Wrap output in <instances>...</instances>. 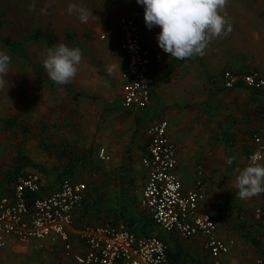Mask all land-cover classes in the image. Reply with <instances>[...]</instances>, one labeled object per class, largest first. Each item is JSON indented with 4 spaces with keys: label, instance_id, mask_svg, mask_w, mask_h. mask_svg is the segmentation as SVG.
<instances>
[{
    "label": "crops",
    "instance_id": "obj_1",
    "mask_svg": "<svg viewBox=\"0 0 264 264\" xmlns=\"http://www.w3.org/2000/svg\"><path fill=\"white\" fill-rule=\"evenodd\" d=\"M79 3H82L81 0ZM85 3L100 19V22L90 26V30L76 15L77 33H43L46 53L49 47L58 43L79 48L82 53L77 74L68 83L57 84L47 77V105H43L47 108L45 115L49 119L56 118L55 107L49 102L50 99L55 101L49 86H58L57 110L63 115L61 119L58 115L57 127L62 125L60 131L65 128L64 131L72 136L69 141H74L78 149L86 147L90 150L85 155L91 157L87 159L91 165L95 159L98 163H104L113 158L115 165L126 166L124 159L137 152L145 183L146 169L142 158L148 151V127L167 120L168 134L177 146V173L184 189L193 187L197 171L202 167L205 198L200 203V209L210 214L218 213L221 209L226 213V219L217 224V233L230 243L229 251L221 254L217 261L207 248L204 236L184 238L156 228L155 232L168 242V254L176 264H259V260L264 261V193L248 199H240L236 195L239 171L248 165L250 154L256 148L253 137L261 125L264 89L242 86L228 89L222 84L225 66L234 71H247L254 69L247 67L258 65L263 69H255L264 72V65L259 60L251 65L250 61L243 59L252 51H257L254 47L264 46V33H228L224 42L218 39L217 46L212 49L209 42L202 56L180 61L158 46L157 35L161 29L159 26L152 29L146 26L144 7L137 0H105L108 13L105 7L99 10L92 0ZM123 16L131 17L138 25L139 22L144 24L143 40L152 52L149 72L152 94L149 104L141 109L122 106L126 81L122 77V69L127 62L121 49L119 30ZM90 23H93L91 16ZM247 37L249 47L243 42ZM250 48L254 50L249 51ZM65 102L69 105H65ZM62 118L67 122H62ZM92 144L98 148H93ZM101 147L108 151V161L99 157ZM91 149L95 157L91 155ZM78 157V162L75 157L68 167L75 181H78L74 177L75 169L78 170L82 164V158L80 155ZM260 162L264 163V158ZM64 170L51 173L52 177L55 179L57 173ZM127 179L129 185H126V189L134 178L130 176ZM88 196L87 189L86 199L76 209L74 224L70 229L71 242L76 251L85 249L79 235L85 225L106 223H101L102 214L99 217L95 215L99 211ZM138 197L141 203L142 193ZM87 203L91 204L89 209L92 213L85 210ZM259 209L261 215L257 213ZM109 223L127 225L123 221ZM36 246V242L23 243L9 237L7 245L0 246V250L9 264L18 259H27L31 249H42ZM48 246H51L52 252L56 246L61 250V256L54 264L67 261L61 240L48 239L43 249Z\"/></svg>",
    "mask_w": 264,
    "mask_h": 264
},
{
    "label": "built area",
    "instance_id": "obj_2",
    "mask_svg": "<svg viewBox=\"0 0 264 264\" xmlns=\"http://www.w3.org/2000/svg\"><path fill=\"white\" fill-rule=\"evenodd\" d=\"M119 30L121 49L127 61L122 69L126 80L122 106L145 108L152 94L151 49L144 43L140 26L131 17H121ZM222 84L228 89L240 86L264 89V72L227 69L222 75ZM260 116L261 125L253 137L256 148L250 157L257 154L261 161L264 158V108ZM168 127L167 120L148 127V151L142 158L146 183L141 204L165 233L184 238L204 236L207 248L218 261L221 254L229 251L230 243L218 236V225L211 214L200 209L205 198L204 170L199 167L193 187L185 190L177 173V146L168 134ZM99 157L110 159L105 147L100 148ZM45 180L39 171H27L14 181L8 194L0 197V246L7 245L9 237L23 243L36 242L38 248H43L48 239H59L67 259L59 264H174L169 258L168 245L160 236H139L127 225L109 222L85 225L79 231L85 249L76 251L70 229L76 209L86 199L87 185L64 177L56 186L48 188ZM257 213L261 215L262 211L259 209ZM258 262L264 264L263 260Z\"/></svg>",
    "mask_w": 264,
    "mask_h": 264
},
{
    "label": "rangeland",
    "instance_id": "obj_3",
    "mask_svg": "<svg viewBox=\"0 0 264 264\" xmlns=\"http://www.w3.org/2000/svg\"><path fill=\"white\" fill-rule=\"evenodd\" d=\"M79 1L0 0L1 37L17 41L25 40L31 35H38L26 42L25 50L7 46L0 41V52L6 53L11 58L7 73H0V194L3 191L8 192L10 187L8 175L14 167V157L19 152L27 155L40 166L39 168H28L23 173L30 170L39 171L46 179H50L45 183L52 184V186L56 183L52 174L68 168L70 163L73 164L75 157L78 162L80 155L82 164L78 170L75 169V179L86 183L88 198L94 207H97L99 214L113 215L112 213L119 211L122 207L123 194L128 184L127 180H129L127 177L134 178L132 182L130 181V186L137 197L144 188V172L140 161L138 162L137 152L129 154L128 158L124 159L126 166L115 165L113 158L104 163H98L95 159L94 164L91 165L87 160L91 157H84L90 150L86 147L78 149L74 141H69L72 136L64 131L65 128L60 131L62 125L60 124V128L57 127L58 115H60L59 119L63 117L62 113L57 110L58 86H49L50 93L55 100L50 99L49 102L55 107L56 118L49 119L44 112L47 108L43 107L47 105L45 82L49 77L43 67V62L47 58L43 33L47 31L49 33H77L76 14H69V3H77L90 10V5L85 3L88 0H81L82 3ZM104 1L92 0V4H97L99 10L102 7L106 9L107 4L104 5ZM219 11L231 25L232 30L228 33H264V0H225L224 6ZM108 12L109 8L106 9V13ZM91 20L93 23H90V17L86 22L88 30L91 29L90 26L100 22L98 14L91 15ZM228 33L213 37L210 40L211 49L217 46L218 39L224 42ZM243 42L249 47L248 37L244 38ZM252 49L250 48L249 51ZM254 49L257 51H252L247 58L243 57V59L250 61L251 65L256 60L264 65V46L254 47ZM227 68L225 66L224 70ZM247 68L263 69L258 65ZM65 105L69 104L65 102ZM13 117L17 119L16 124L10 121ZM61 121L67 122V119L62 118ZM92 147L98 148L93 144ZM93 152L94 150L91 149V155L95 157ZM138 199L140 201V197ZM157 229L163 231L158 225ZM153 234L160 235L157 232ZM50 247L31 249L27 259H18L17 262L12 261L9 264L57 263L61 250L59 246H56L55 251L52 252ZM0 264H7L2 250H0Z\"/></svg>",
    "mask_w": 264,
    "mask_h": 264
},
{
    "label": "clouds",
    "instance_id": "obj_4",
    "mask_svg": "<svg viewBox=\"0 0 264 264\" xmlns=\"http://www.w3.org/2000/svg\"><path fill=\"white\" fill-rule=\"evenodd\" d=\"M137 3L144 7L146 26L161 29L157 35L158 46L180 61L202 56L213 37L232 30L219 11L225 0H137ZM68 12L76 14L81 23H86L93 15L77 3H69ZM10 60L9 55L0 52V73H7ZM81 61L79 48L58 43L47 49L43 67L51 80L66 84L76 76ZM236 188L240 199L264 193V163L257 154L252 155L248 165L239 171Z\"/></svg>",
    "mask_w": 264,
    "mask_h": 264
},
{
    "label": "trees",
    "instance_id": "obj_5",
    "mask_svg": "<svg viewBox=\"0 0 264 264\" xmlns=\"http://www.w3.org/2000/svg\"><path fill=\"white\" fill-rule=\"evenodd\" d=\"M139 26L144 33V24L139 22ZM36 37H38V35H31V36L27 37L25 40L21 39V40H17V41H10V40L0 36V41L7 46H10L13 48H18L21 50H25L26 42H28L29 40L36 38ZM224 71H223V73H224ZM247 71H249V70H247ZM239 72H244V71L239 70ZM223 73H222V75H223ZM16 120H17L16 117H13L10 119V121L14 124L17 123ZM84 157L86 158V155H84ZM32 167L39 168L40 166L33 159H31L27 155L19 152L14 157V167H13L11 173L8 175V185H10V187L8 188V192L3 191V193L0 194V197L5 195V194H8L12 190V184L14 183V181L20 175H22L26 169L32 168ZM64 177H69V178L72 177L70 175V169L69 168L65 169L62 173H58L56 178H55V182L56 183L59 182ZM132 181H133V179L131 180V182ZM45 186L49 187V186H52V184L46 183ZM134 194H135V191L132 189V187L128 186L126 191H124L123 198H122V204H121L122 207L120 208V210L112 213L113 215H110V214L102 215L101 223H103L105 221H110V222H115V223L123 221L124 223H126L128 225V227L132 231H134L139 236L152 235L153 233H155L157 226H156L155 222L152 220V218L149 216L147 211L144 208H142L141 203L139 202L138 198ZM90 205L91 204L87 203L85 210L92 213L91 209H89ZM95 215L97 217L100 216V214H96V213H95ZM211 216L213 217V219L216 221L217 224L219 222H223L226 219V213L223 212L222 209L219 210L218 213L217 212L211 213ZM160 237L163 240H165L162 236H160ZM165 242L168 245V242L166 240H165ZM169 255H170V258L173 261V263L176 264L174 262V260L172 259L171 254H169Z\"/></svg>",
    "mask_w": 264,
    "mask_h": 264
}]
</instances>
